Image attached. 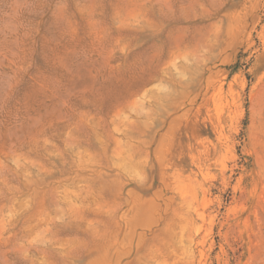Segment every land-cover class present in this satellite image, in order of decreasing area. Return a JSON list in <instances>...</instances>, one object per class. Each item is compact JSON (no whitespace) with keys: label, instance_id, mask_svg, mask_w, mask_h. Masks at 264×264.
<instances>
[{"label":"rangeland","instance_id":"1","mask_svg":"<svg viewBox=\"0 0 264 264\" xmlns=\"http://www.w3.org/2000/svg\"><path fill=\"white\" fill-rule=\"evenodd\" d=\"M0 264H264V0H0Z\"/></svg>","mask_w":264,"mask_h":264}]
</instances>
